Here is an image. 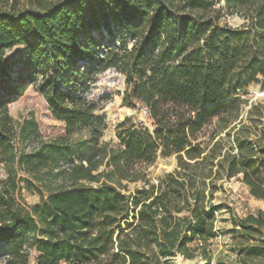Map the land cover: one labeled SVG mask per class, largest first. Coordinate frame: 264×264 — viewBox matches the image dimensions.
I'll list each match as a JSON object with an SVG mask.
<instances>
[{
  "label": "trees",
  "instance_id": "1",
  "mask_svg": "<svg viewBox=\"0 0 264 264\" xmlns=\"http://www.w3.org/2000/svg\"><path fill=\"white\" fill-rule=\"evenodd\" d=\"M108 70L152 126L127 119L117 147L101 142L107 125L86 96ZM28 86L65 137L44 139L33 118L15 124L9 104ZM252 87L264 92V0H0L7 264H30L33 251L36 264L210 261L222 183L236 178L264 202V96L250 104ZM173 155L153 183L147 169ZM234 222L239 264H264V211Z\"/></svg>",
  "mask_w": 264,
  "mask_h": 264
},
{
  "label": "rangeland",
  "instance_id": "2",
  "mask_svg": "<svg viewBox=\"0 0 264 264\" xmlns=\"http://www.w3.org/2000/svg\"><path fill=\"white\" fill-rule=\"evenodd\" d=\"M231 23L241 24L239 18H234ZM21 47H16L8 53L10 57H16L21 52ZM21 64L18 63L12 70V75L21 71ZM126 83L123 75L115 70H108L99 74L98 81L87 91L88 99L97 102L100 105L102 115L105 119L106 129L101 138L102 143H109L112 147H117L118 128L127 119L140 121L152 130V126L147 119V113L144 109L138 110L135 107H129L124 102L126 92ZM252 100L250 104L258 99H262L264 92L257 88L249 90ZM10 114L17 126L24 122L35 119L38 125L39 133L44 139L51 140L58 137L66 136V128L63 122L54 119L48 109L46 100L37 93L32 86H28L24 94L16 98L9 104ZM264 123V119H263ZM213 126L208 132L213 130ZM177 166V156L169 158L158 157L156 163L147 169L148 178L153 183H158L161 178L172 173ZM5 175L4 170L0 167V179ZM137 183L129 185L134 189ZM222 188L215 194L214 201L221 209L216 213L217 222L215 233L217 238L212 240L209 245L211 260L208 261L201 256L194 259H185L181 255L167 260L166 264H178L179 259L184 260L187 264H239L241 256L238 254L236 243L239 239H234L233 230H239L236 226L234 216H244L253 211L263 210L264 202L257 200L249 193V188L234 178L231 181H224ZM29 204H37L39 198L25 194ZM37 253L32 252L29 263L36 264ZM7 252L4 245L0 244V264H7ZM254 264H263L261 259H257Z\"/></svg>",
  "mask_w": 264,
  "mask_h": 264
},
{
  "label": "bare ground",
  "instance_id": "3",
  "mask_svg": "<svg viewBox=\"0 0 264 264\" xmlns=\"http://www.w3.org/2000/svg\"><path fill=\"white\" fill-rule=\"evenodd\" d=\"M178 264H187V262H185L184 260L182 259H179V263Z\"/></svg>",
  "mask_w": 264,
  "mask_h": 264
},
{
  "label": "built area",
  "instance_id": "4",
  "mask_svg": "<svg viewBox=\"0 0 264 264\" xmlns=\"http://www.w3.org/2000/svg\"><path fill=\"white\" fill-rule=\"evenodd\" d=\"M145 112L147 113V111L145 110Z\"/></svg>",
  "mask_w": 264,
  "mask_h": 264
}]
</instances>
